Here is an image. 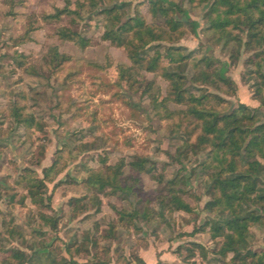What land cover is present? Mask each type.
Returning <instances> with one entry per match:
<instances>
[{
  "label": "rangeland",
  "instance_id": "obj_1",
  "mask_svg": "<svg viewBox=\"0 0 264 264\" xmlns=\"http://www.w3.org/2000/svg\"><path fill=\"white\" fill-rule=\"evenodd\" d=\"M162 1L184 9L178 21L197 23L196 33L187 28L175 44L193 54L188 77L196 74L193 64L205 59L202 70L234 82L232 87L216 79L209 85L208 91L229 101L212 106L226 111L243 104L264 122V105L255 94L257 66L249 63L254 52L218 42L206 30L211 2ZM116 2L130 3L122 21L138 10L152 23L149 0H0V264H20L13 259L16 251L26 255L27 264H141L140 259L144 264H223L233 258L220 253L223 240L211 233L219 218L205 208L214 171L212 162L204 165L209 150L180 155L184 132L174 121L158 119L145 92L153 81V93L160 91L163 98L169 82L144 69L138 71L143 80L138 91L118 81L117 67L132 63L124 49L103 40L105 27L112 25L101 15ZM64 30L76 33L77 40L63 39ZM80 39H86L87 48ZM160 46L165 54L170 44ZM63 56L69 61L61 62ZM122 160L120 184L135 185L134 192L108 188L100 194L86 184L92 172L107 176V168ZM141 160L143 171L132 166ZM55 163L58 173L46 182L44 206H36L28 194L27 170L43 179ZM174 178L190 211L160 205ZM135 211L141 214L131 218ZM41 214L56 220L57 228ZM249 229L250 248L264 251V225Z\"/></svg>",
  "mask_w": 264,
  "mask_h": 264
},
{
  "label": "trees",
  "instance_id": "obj_2",
  "mask_svg": "<svg viewBox=\"0 0 264 264\" xmlns=\"http://www.w3.org/2000/svg\"><path fill=\"white\" fill-rule=\"evenodd\" d=\"M190 2L192 4L211 2L205 16L206 30L211 32L218 42L224 41L226 45L235 42L238 48L254 52L255 60H249V63L257 66L255 73L258 81L255 83V94L263 106L264 0H190ZM129 6L130 3L127 2H116L101 12L106 23L110 22L112 25V28L105 27L103 40L116 48L124 49L132 63V66L117 67L119 83H125L128 89L138 91L143 82L139 79V69L159 75L169 82L167 94L163 98L160 91L157 94L153 93L155 86L153 81L145 86V92L149 95L158 119L174 121L175 129L184 132V145L178 151L180 155L190 150L210 152V161L204 165L208 167L212 162L211 167L214 171L209 174L211 184L208 195L211 200L207 202L205 208L216 213L219 218L211 233L213 239L223 240L220 253L225 258L228 254H233L232 260L223 264H264V251L257 252L250 248L252 234L249 229L252 225H264V122L258 118L257 110L249 111L243 104L237 108L230 107L231 109L226 111L212 106L211 102L223 105L229 104V101L208 91L209 85L215 84L216 79L228 86L234 85V82L207 69L202 70L201 65L205 59L193 64L196 74L188 77L187 72L193 54L187 52L185 47L175 44L185 37L188 29L196 33L197 23L181 22L176 19L177 14H185L183 8L177 4L168 5L162 0H149V13L152 17V23L149 24L138 10L133 17L122 21L124 18L122 11ZM65 12L67 9L58 11L57 16H48V19L57 18ZM115 27L117 28L114 29ZM61 32L63 39L76 41L78 38L76 33L69 30ZM78 43L84 49L88 46L86 39H80ZM161 43L170 44L166 47L165 54L159 51ZM64 61H69V57L63 56L61 62ZM208 65L209 63L207 68ZM191 90H196L199 94ZM171 104L184 106L185 110L172 109ZM242 111L245 114L241 115ZM144 161L133 163L132 166L143 171ZM124 166L125 162L122 160L117 166L108 167L107 176L101 171L92 172L86 184L96 188L100 194H104L108 188L132 193L135 191V185L122 187L120 184ZM27 171L28 194L32 204L44 206L46 182L53 181L52 174L58 173L57 163L44 170L43 179L39 178L36 172ZM176 179L168 181L169 195L160 198V205L172 212L190 211L189 204L177 192ZM246 204L258 207L262 212L246 208ZM139 214L141 213L135 211L130 217ZM41 218L52 228H57L58 222L47 214H41ZM14 233L10 230V234ZM194 245L205 257L204 249L199 244ZM25 256L22 252H13V259L20 264H27ZM139 261L144 264L141 259ZM70 264L78 263L71 261Z\"/></svg>",
  "mask_w": 264,
  "mask_h": 264
}]
</instances>
